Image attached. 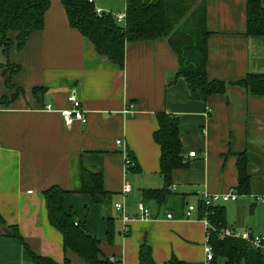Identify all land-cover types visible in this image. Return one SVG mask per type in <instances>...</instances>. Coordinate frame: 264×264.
<instances>
[{"label":"crops","instance_id":"crops-1","mask_svg":"<svg viewBox=\"0 0 264 264\" xmlns=\"http://www.w3.org/2000/svg\"><path fill=\"white\" fill-rule=\"evenodd\" d=\"M205 2L207 74L227 83L226 93L207 101L192 99L184 78H176L179 60L166 38L127 43L120 68L70 26L61 0H50L44 27L22 49L14 45L7 55L0 53V99L16 95L0 105V215L5 221H0V264H34L12 225L34 252L59 263L68 258L72 264H86L74 251L64 250L61 232L49 222L43 191L53 185L70 191L65 209L86 222L103 254L118 264H139L144 241L156 264L172 256L206 264L208 223L199 217L198 203L205 193L236 191L241 154L248 158L250 192L217 205L225 207L228 227L264 235V202L258 201L264 196V94L237 84L249 73L264 74V36L246 33L247 0ZM108 7L96 6L112 11ZM10 36L15 39L16 33ZM7 62L20 66L11 80L16 88L6 84L1 64ZM37 86L48 88L42 101L33 95ZM73 90L88 121L67 126L58 110L71 106ZM128 102L135 103V115L123 112ZM159 112L179 117L182 154L189 162L173 171L176 190L161 205L145 199L143 192L165 185L161 150L153 137ZM128 152L139 169L126 173ZM83 167L102 173L107 194L101 203L80 193ZM126 180L132 192L125 196ZM139 202L152 216L125 226L116 204L136 217ZM190 205L195 209L188 215ZM109 219L114 220V244L107 239ZM257 253L250 247L249 264H257Z\"/></svg>","mask_w":264,"mask_h":264},{"label":"trees","instance_id":"trees-1","mask_svg":"<svg viewBox=\"0 0 264 264\" xmlns=\"http://www.w3.org/2000/svg\"><path fill=\"white\" fill-rule=\"evenodd\" d=\"M66 10L69 24L88 38L97 52L120 68L125 65L126 44L142 40L166 38L178 56L179 68L176 78H184L194 100L207 101L211 95L224 94L227 83L210 79L207 74L208 38L210 32L206 26L205 0H125V21L119 22L112 11L97 12L94 0H61ZM50 7V0H0V53L8 54L16 45L22 49L28 37L44 27L45 14ZM10 33H16L15 39ZM247 35L264 36V5L262 0H247ZM8 87L16 86L12 76L20 70L19 65L7 62L2 65ZM256 95L264 94V74L249 73L237 83ZM17 90L18 87H17ZM48 91L47 87L37 86L33 95L38 101ZM17 94V93H16ZM12 98L2 97L0 105H8ZM44 107V105H43ZM158 128L153 137L160 146V172L165 185L162 188L145 189L144 198L163 204L166 197L173 193V171L188 166L189 162L182 154L180 139V119L166 112L156 115ZM131 160L130 172L137 171L139 164L136 157L128 152ZM248 158L245 154L238 158V195L249 194L250 175L247 171ZM70 191L53 185L43 191L49 222L58 229L63 237L64 250L74 251L86 264H118L105 256L100 240L91 235L85 221H78L72 211L64 206L65 196ZM80 193L89 194L95 203H101L107 191L104 177L100 172L85 167L81 171ZM201 219L208 221L207 241L213 249V258L209 264H249L250 245L239 238L222 236L221 230L228 227L226 209L222 205L206 206L198 203ZM0 221L5 222L0 215ZM14 236L23 244L34 264H72L68 258L63 263L52 257L34 252L25 242L18 227ZM107 239L115 242L114 220L107 224ZM139 264H156L152 247L144 241L138 252ZM165 264H187L186 261L172 256ZM257 264H264V251L258 250Z\"/></svg>","mask_w":264,"mask_h":264},{"label":"built area","instance_id":"built-area-1","mask_svg":"<svg viewBox=\"0 0 264 264\" xmlns=\"http://www.w3.org/2000/svg\"><path fill=\"white\" fill-rule=\"evenodd\" d=\"M102 10L97 9V12L100 13ZM116 18L119 22H124L125 21V13H119L116 15ZM68 100L71 103V106L69 108H64V109H59L58 112L63 118L65 124L67 126L73 125L75 121H80L82 123H86L88 121L87 117V112L84 109L81 100L77 97L76 92L73 90L68 96ZM46 110L53 111V107L51 105H45L43 107ZM124 113L129 114V115H135L137 110H136V105L133 102H128L126 107L123 110ZM118 144L121 143V141H117ZM195 152L190 153V156H194ZM130 164L131 160L130 158H126V163H125V172L129 173L130 172ZM171 190L175 191L176 186L172 185ZM132 192V186L128 180H126L122 193L123 195H128L129 193ZM238 193L233 189L228 193L225 194H207L205 193L202 197V202L206 206H212V205H217L220 202H227L230 200H237L238 199ZM259 202H264V196L258 197ZM116 208L122 212V219L127 226L134 218H141V219H147L152 216V211L151 209L144 203V202H139L138 203V210L139 214L138 216H131L124 211V206L121 203L116 204ZM188 215L191 214V211L195 209V206L190 205L188 207ZM169 218L172 217V214L167 215ZM207 221V220H206ZM208 223V221H207ZM126 228V227H125ZM127 229V228H126ZM221 235L222 236H231L235 238L242 239L246 241L250 247H253L257 250H262L264 251V235H259L255 234L252 230L250 229H245V230H237L231 227H225L221 230ZM208 238V235H207ZM205 252H206V264H209L211 259L213 258V249L211 245L208 243L206 240V245H205ZM111 261H115L114 257H110Z\"/></svg>","mask_w":264,"mask_h":264},{"label":"rangeland","instance_id":"rangeland-1","mask_svg":"<svg viewBox=\"0 0 264 264\" xmlns=\"http://www.w3.org/2000/svg\"><path fill=\"white\" fill-rule=\"evenodd\" d=\"M198 1H200L201 4V0ZM95 2H96V6L110 5L108 9L110 8V10H112L115 15H117L120 12L123 13L125 11V0H95Z\"/></svg>","mask_w":264,"mask_h":264}]
</instances>
